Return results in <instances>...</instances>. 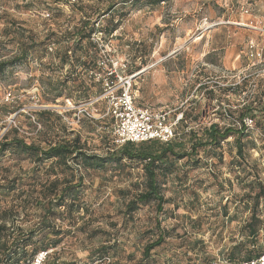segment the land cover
<instances>
[{"label":"rangeland","instance_id":"obj_1","mask_svg":"<svg viewBox=\"0 0 264 264\" xmlns=\"http://www.w3.org/2000/svg\"><path fill=\"white\" fill-rule=\"evenodd\" d=\"M111 1L0 0V61L28 49L27 58L0 75V142L17 136L46 149L49 142L79 137L89 155L117 153L111 121L102 117L104 101L96 103L94 118L80 122L61 113L68 99L83 104L100 97L101 85L84 61L97 64L105 55L126 59L131 71L141 73L138 102L170 110L173 118L183 113L177 139H187L188 148L191 130L202 135L213 123L240 129L241 114L264 89V0L143 1L133 7L132 0H114L115 10L101 17L99 9ZM83 9L98 32L76 46L70 32L87 17ZM67 46L75 54L63 65L57 53ZM45 110L53 114L40 116ZM242 146L240 154L230 136L218 148L175 160L162 186L164 211L158 214L151 201L128 214L126 203L144 189L143 163L119 152L120 160L101 168H88L82 158L69 160L74 168L52 169L53 159L40 164L36 154L10 144L0 154V224L7 227L0 235V264H7L13 238L37 229L44 215L39 202L55 197L53 180L58 193L67 183L78 188L48 217L62 230L60 242L49 248L51 264H229L232 251L243 258L250 244L236 245L245 241L251 215L243 195L258 177L264 182L261 119L248 127ZM260 209L264 220V201ZM161 232L165 241L145 258V246ZM45 236L35 234L28 253L9 264H28ZM258 242L264 247V221Z\"/></svg>","mask_w":264,"mask_h":264},{"label":"trees","instance_id":"obj_2","mask_svg":"<svg viewBox=\"0 0 264 264\" xmlns=\"http://www.w3.org/2000/svg\"><path fill=\"white\" fill-rule=\"evenodd\" d=\"M146 1L148 4L156 5L161 2H166L168 0H132L131 7L137 5L140 2ZM123 4H128L129 0H122ZM118 2L111 1L107 5H105L104 9L100 8L98 14L101 17H105L106 15L112 13L117 7ZM86 12L85 19L81 20V24L79 26L74 27V30L70 32L72 35V39L76 40V46H79L83 42V40H89L92 37V34L97 33V29H95V25L91 22V13L87 12V9H83ZM98 21V20H97ZM107 30V27L105 28ZM102 34V31L99 32ZM66 38L68 36H65ZM70 39V38H68ZM67 43V42H66ZM71 52L75 54V49H70V47H66L64 52L57 53V56L62 61L63 65H66L71 60ZM28 49L25 46L21 51L20 56H16L10 60H2L0 61V75H2L9 67L14 66L18 61L27 58ZM86 71L88 73L89 70L95 68L97 64L85 62ZM130 70L127 71L128 74H132L137 72ZM94 81V80H93ZM66 82V81H65ZM63 84H65L63 82ZM84 89L87 90V87L81 84ZM55 90H58V86H55ZM61 91L55 93V95L61 96ZM51 111L45 110L39 113L40 116L43 115H52ZM61 119L60 116H58ZM249 117L252 120L256 121L261 119L264 123V89L261 90L258 99H254V105L249 104L241 114V125L240 129H233V127L222 128L218 124L213 123L209 127H206L203 131L202 135H199L198 132L191 130L188 137V142L190 143V147H187V139L183 138L178 140L179 131L178 126L181 122L184 121V118L179 121L175 128V132L177 133V137L170 142H161L158 140H150L141 143H126L118 149L117 153H113L107 157H99L96 155H89L84 151V144L81 143L79 137H74L73 139H59L56 142H49V146L44 149L34 143H26L23 139L19 137H15L13 142L3 141L0 142V154L4 153L10 144H15L20 147L22 150L31 151L36 154L38 162L41 164L46 160L53 159V164L50 166L52 169H62L64 170L67 167L74 168V165L70 163V159L73 161H79L83 158V163L88 168H101L105 165L107 160H120V158L116 157L119 152L122 154L121 158H128L129 160H136L144 165L145 171V183L144 189L137 194V196L126 203V212L128 214L133 213L139 204H147L151 201L156 202V211L157 213H161L164 211V204L166 203L165 196L162 192L163 183L170 171L171 168L174 167L175 160H181L184 158H191L197 156L201 148L214 147L218 148L221 146L222 142L229 138L230 136H235L237 144H239L238 152L242 154V139L246 134L248 127L244 123V118ZM62 120V119H61ZM52 124V123H51ZM17 131V130H16ZM251 182V189L249 192L243 195V200H247V204L245 206L250 210L251 215L248 219V222L244 225V231L246 232L245 241H240L236 246L238 247H247L246 244L249 243L250 246L248 248V252L245 253L243 258L239 257L235 251H232L228 254L229 264H244L246 262H250L254 259L259 258L264 254V247L259 245L258 235L259 230L263 224V219L259 215L261 211V202L264 201V182L259 180ZM52 194L54 193L55 197L48 200L47 203L39 202V204L44 208V215L42 221L39 225H37V229H32L28 231L27 234L21 232L18 238H13V244L15 245L12 248V253L7 255V264L14 260V258L20 254L26 255L28 252L26 251L29 243L34 239L35 234L39 232L46 233L45 238L43 239L44 243L41 245H37L32 250L31 255H29V259H27V263L30 264L34 261L35 257L43 251H49V248L53 247L54 244L60 242L59 236L62 234V230L52 225L49 221V216L59 210L63 205H65L66 200L71 197H74L73 189L78 188V185H72L67 183L58 193V180H53L50 182ZM50 188V187H49ZM255 189L257 191L255 192ZM72 205V203H71ZM160 224V222H158ZM7 227L4 223L0 224V235H4ZM52 236L55 240H52ZM166 233L161 232L157 239L148 243L144 248V257L148 258L151 255L152 250L161 246L165 241ZM47 242V243H46ZM5 244V241L3 242ZM2 244V245H3ZM8 249V248H7ZM23 252L20 253L19 251ZM8 253L10 251L8 250ZM50 256H47L46 264L50 263ZM106 257L103 259L105 260Z\"/></svg>","mask_w":264,"mask_h":264},{"label":"built area","instance_id":"obj_3","mask_svg":"<svg viewBox=\"0 0 264 264\" xmlns=\"http://www.w3.org/2000/svg\"><path fill=\"white\" fill-rule=\"evenodd\" d=\"M254 49V42H251ZM260 55V53H258ZM100 59L97 66L88 71V75L94 81L100 83L102 94L96 99L83 104H75L71 100L61 112L64 118L69 119L68 113L73 114L74 120L95 117L98 110L95 105L100 100L105 102L103 118L111 121L114 143L123 146L126 143H141L150 140L170 142L177 137L175 128L183 118V113L176 118L171 117L170 110L154 109L148 105L137 103L138 94L135 89L140 72L128 74L129 61L107 58ZM254 86V85H252ZM253 120L244 118L247 127ZM241 125V123H240ZM50 251L40 252L30 264H46ZM244 264H264V254L257 259Z\"/></svg>","mask_w":264,"mask_h":264},{"label":"crops","instance_id":"obj_4","mask_svg":"<svg viewBox=\"0 0 264 264\" xmlns=\"http://www.w3.org/2000/svg\"><path fill=\"white\" fill-rule=\"evenodd\" d=\"M137 103H138V104H140V105H144V104H142V103L138 102V99H137Z\"/></svg>","mask_w":264,"mask_h":264}]
</instances>
